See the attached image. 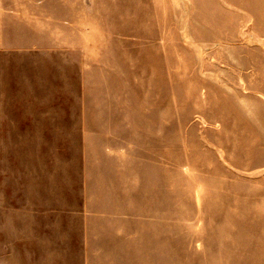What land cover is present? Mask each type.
I'll list each match as a JSON object with an SVG mask.
<instances>
[{
    "label": "rangeland",
    "instance_id": "374dc122",
    "mask_svg": "<svg viewBox=\"0 0 264 264\" xmlns=\"http://www.w3.org/2000/svg\"><path fill=\"white\" fill-rule=\"evenodd\" d=\"M17 4L0 264H264V0Z\"/></svg>",
    "mask_w": 264,
    "mask_h": 264
},
{
    "label": "crops",
    "instance_id": "0c3cea01",
    "mask_svg": "<svg viewBox=\"0 0 264 264\" xmlns=\"http://www.w3.org/2000/svg\"><path fill=\"white\" fill-rule=\"evenodd\" d=\"M2 1L3 0H0V4H2ZM12 1L18 3L17 5H15L14 12L15 11L16 12L14 14L20 13L21 16L26 15L29 16L30 18H35L38 20L37 24L39 21L44 19L47 20V22L48 20L53 21L54 19L64 20L65 18H68L73 15L71 13V11L73 10L70 9V4L73 5L76 4L78 6L80 3L82 4L85 3V0H12ZM49 24L47 23V25Z\"/></svg>",
    "mask_w": 264,
    "mask_h": 264
}]
</instances>
